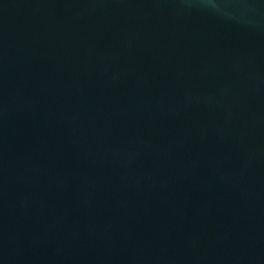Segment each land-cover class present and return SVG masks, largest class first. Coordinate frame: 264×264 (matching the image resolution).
<instances>
[{"label":"water","instance_id":"1","mask_svg":"<svg viewBox=\"0 0 264 264\" xmlns=\"http://www.w3.org/2000/svg\"><path fill=\"white\" fill-rule=\"evenodd\" d=\"M0 264H264V0H0Z\"/></svg>","mask_w":264,"mask_h":264}]
</instances>
